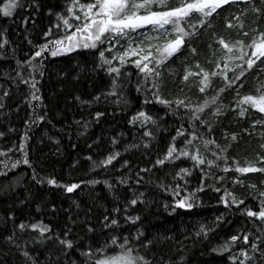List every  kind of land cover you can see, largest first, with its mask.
<instances>
[{
  "label": "trees",
  "instance_id": "1",
  "mask_svg": "<svg viewBox=\"0 0 264 264\" xmlns=\"http://www.w3.org/2000/svg\"><path fill=\"white\" fill-rule=\"evenodd\" d=\"M169 2L170 6H176L179 0ZM3 3L4 0H0V6ZM22 3L23 7L14 10L11 17H4L0 13V33H5V36L0 37V43L4 39L8 41L4 48L0 49V104L3 105L0 107V152H6L8 155L0 156V161H22L26 155L32 166L21 162L17 168L9 171L6 177L0 176V264H25L20 250L4 239L14 230L13 221L8 219L10 213L15 216V224L43 220L51 224L54 230L63 228L66 223H70V219L75 220L77 224L74 232L77 234L82 232L85 227L83 221L88 219L95 225L96 232L88 234L84 242H91L88 237L103 241L104 236L112 232L103 229L101 221L103 215L106 212L112 213L115 207L122 209L119 213L120 228L115 230V234L135 236L137 230L142 231L147 238L157 241L152 248L154 254L167 253L173 260L183 255V264H233L232 257L242 259V241L230 251H212L240 230L255 232L246 216L241 215L235 207L226 209L219 201L222 192L217 193L206 187L205 191L196 194V207L191 210L177 208L172 212V196L158 188L156 183L157 177H165L166 172L176 169L169 165L163 171H156L154 176L152 173L144 174V182L136 183L135 172L139 168L151 167L150 161L166 151L179 121L171 115L166 116V110L161 105H144V97L134 89H125L129 103L126 108L121 106L123 110L115 108L103 99L91 105L82 103L91 101L94 96L107 91L110 86V77L98 66L99 58L95 50L80 49L57 57L45 53L46 59L43 60L41 69L43 75L39 72L32 73L38 91L32 89L29 84L20 82L16 76L17 61L23 65L19 69L23 77L30 79L31 70L23 62L31 58L36 46L46 42L44 33L57 22L55 14L64 11L65 0H34V3L33 0H22ZM236 10V6L219 10V15L211 21L212 27L202 28L195 37L186 38L185 46L164 69V95L167 98L190 96L193 103L203 99L192 79L185 84L181 82V78L185 66H192L197 61L206 70L215 69L218 60L223 66V61L230 54L216 43L218 37H223L230 44L241 39L248 43L251 35L243 37L237 35L236 30L225 27V19L230 18ZM25 17L28 19L25 20ZM195 18L194 15L193 20ZM259 25L261 30H264V19L259 21ZM185 27L187 29L188 26ZM53 38H56L55 29L53 36L47 39ZM191 48L196 49L197 55L191 54ZM209 58L213 61L211 64L207 63ZM132 79L135 82L136 77L133 76ZM260 84H264V74L257 78L255 71L250 72L244 80V87L239 89V97L236 91H226L223 94L222 102L225 107L222 115L211 117L205 112L206 118L214 121L211 135L222 148H226L224 155L227 157V166L231 169L227 173L214 169V173L224 176L225 180L222 184H217L214 179L209 178L206 184L227 187L238 197L244 198L246 205L253 210H257L258 200L252 197L259 191H264V173H237L234 170L236 165L232 162L235 160L242 167L247 166L246 162H251L256 167L264 166L256 163L257 155L264 156V149L260 147L264 144V139L261 138L264 128L252 127L253 121L264 118V114L258 113L249 105H243L247 111L244 116H240L239 109L233 108L235 101L240 97L257 94L255 89ZM222 86L221 79L213 81L214 89ZM181 88L184 89L183 92L180 91ZM33 91L40 97L39 100L32 99ZM4 92L8 95L4 96ZM213 94L214 91L209 93ZM77 97L80 99L77 100ZM141 108L152 114L159 125L155 130L156 138L147 150L142 147L139 125L133 127L128 123L130 116ZM97 111L106 113L99 121L93 119ZM38 116H44V120L38 121ZM84 120L89 121L87 129L82 124L75 123ZM233 134L237 137L235 141L232 140ZM23 137L26 139H22ZM112 137H119V144L115 149L121 152V156L113 165L108 166L107 170L98 168L93 171L92 162H99L113 150ZM133 143L141 144V147L125 152V146ZM177 143L178 146L182 145V141L178 140ZM197 143L200 144L202 154L209 159H215L210 151L204 149L201 142ZM22 144L23 151L20 150ZM89 156L92 161L87 159ZM124 160L129 161V168L121 167ZM220 164L222 169L225 166L224 161L221 160ZM176 165L191 168V161H177ZM2 169L3 165H0V170ZM33 169L38 178L52 177L60 183L79 182L81 179H97L102 182L95 186L82 185L73 193H66L62 188L37 183L33 179ZM129 174L131 178L127 185L115 183L117 177ZM150 177L151 183L148 182ZM198 177L199 172L194 171L188 184L189 192L198 186ZM234 179L242 180L243 184L232 183ZM105 180L115 185L112 190L105 186ZM165 182H170V177L165 178ZM249 185H256V190H252ZM139 193L144 194L140 199L145 203L128 208L127 213L140 216V221L133 225L125 222L123 208L134 194L138 196ZM165 204L169 205L167 209ZM222 214L226 222L215 233L210 234L207 240L193 238V232L200 224L212 225L215 218ZM17 235L21 248L25 246V241H28L27 247L40 264H45L49 251H55L50 242L44 245L33 244L31 240L34 234L26 232ZM186 235L188 240L184 239ZM165 236L183 241V252L170 251L171 243L161 240V237Z\"/></svg>",
  "mask_w": 264,
  "mask_h": 264
},
{
  "label": "snow or ice",
  "instance_id": "2",
  "mask_svg": "<svg viewBox=\"0 0 264 264\" xmlns=\"http://www.w3.org/2000/svg\"><path fill=\"white\" fill-rule=\"evenodd\" d=\"M35 6L38 7V5ZM225 6L229 8L236 6L237 9L230 18L225 19V27L236 30L237 35L243 37L251 35V39L248 43L241 39L230 44L223 37H218L216 43L230 54L223 61V66L219 60L216 61L213 70H206L199 61L192 66H185L181 82L186 84L192 79L197 91L203 96L202 100L193 103L190 96L167 98L164 95L166 88L164 69L185 46L186 38L195 37L202 28L212 27V19L219 15L218 10H223ZM22 7V0H4L3 5L0 6V13L4 17H11L14 10ZM49 14H52L51 10ZM55 15L57 22L44 33L46 42L36 46L31 58L23 62L31 70L30 79L23 77L19 70L23 65L17 61L16 76L20 82L29 84L32 89L38 91L35 76L32 73L39 72L43 75L41 69L43 60L46 59L45 53L51 57H57L80 49L95 50L99 58L98 66L110 77V86L107 91L94 96L91 101L82 103L91 105L103 99L115 108L123 110L129 103L125 89H134L144 97V105H161L166 110V116L171 115L179 121V126L175 128V135L171 137V143L166 151L150 161L151 167L139 168L135 172L136 183L144 182V174L152 173L154 176L156 171H163L169 165L176 169L166 172L165 177H157L158 183H156L158 188L172 196V212H175L177 208L191 210L196 207V194L205 191L206 187L217 193L222 192L219 201L226 209L235 207L241 215L246 216L255 228V232L240 230L223 244L214 247L212 251H230L233 246L242 241L244 247L240 249V257L243 258L232 257L233 264H264V191H259L252 197L258 200V208L253 210L246 205L244 198L238 197L227 187L206 184L209 178L214 179L217 184H222L225 180L224 176L216 175L214 169H220L224 173L231 169L227 166V157L224 155L226 148H222L211 135L214 121L205 116L206 111L211 117L222 115L225 107L222 102L223 94L226 91H236L239 97V89L244 87V80L250 72L255 71L257 78L260 74H264V30H261L259 25V21L264 19V0H179L176 6H170L169 0H65L64 11ZM194 15L195 20H193ZM27 19L28 17H25V20ZM246 22H248L247 30H245ZM185 25L188 26L187 29ZM53 29H55L56 38L47 39L53 36ZM3 36L5 33H0V37ZM7 43V39H4L0 43V49ZM190 52L193 56L197 55L195 48H191ZM37 58H39L38 62ZM212 62L211 58L207 60L209 64ZM133 76L136 77L135 82H133ZM215 79H221L223 86L214 89ZM180 91L183 92L184 89L181 88ZM213 91L215 94L209 95ZM255 91L257 94L244 95L235 101L233 110L238 108L240 116H244L247 111L243 105H249L258 113L264 114V84L258 85ZM7 95L8 93L4 92V96ZM32 99H40L35 91L32 93ZM0 107L3 105L0 104ZM105 114V112L97 111L93 119L99 121ZM37 120H44V116H38ZM75 123L82 124L87 129L89 121ZM128 123L133 127L139 125L142 147L145 150L149 149L151 142L156 138L155 130L159 128L157 119L141 108L130 116ZM257 126L264 128V118L253 121L252 127ZM261 138L264 139V133L261 134ZM236 139V135L233 134L232 140ZM178 140L182 141L181 146H178ZM197 141L201 142L204 149L210 151L215 159H209L202 154ZM111 144L113 150L104 159L92 162L93 171L98 168L107 170L108 166L113 165V162L121 156V152L115 149V146L119 144V137H112ZM89 147L91 148L92 145ZM140 147L141 144L133 143L125 146L124 151L128 152ZM260 147L264 149V144ZM20 150L23 151V144ZM7 155L6 152H0V156ZM87 159L92 161L91 156ZM184 160L191 161V168L177 167L176 162ZM221 160L225 164L222 169ZM21 162L29 167L32 166L26 155L22 161L15 160L10 163L0 161V165H3L0 176L6 177L8 172L17 168ZM232 163L236 165L234 170L237 173H264V166L256 167L251 162H246L247 166L242 167L235 160ZM256 163L264 164V156L257 155ZM121 167L129 168V161L124 160ZM194 171L199 172L198 186L194 191L189 192L188 184ZM169 177L170 182H165V178ZM130 178L131 174L120 176L116 178L115 183L127 185ZM33 179L42 185L46 183L49 186L62 188L66 193H73L82 185L95 186L102 182L97 179H81L79 182L60 183L52 177L38 178L34 169ZM148 182H152L151 177ZM103 183L109 190L115 186L107 180ZM232 183L243 184V181L234 179ZM249 187L256 190L257 186L249 185ZM143 195V193H139L138 196L134 194L133 198L126 202L123 208L125 222L135 225L140 221L139 215L132 216L127 213L128 208L138 203H145L140 199ZM241 205L244 207L241 208ZM168 207L169 205L165 204V208ZM121 211L120 207H115L112 213L106 212L103 215L102 228L112 230L104 236L103 241L88 237L91 242H84L88 234L96 232L95 225L88 219L83 221L85 227L80 234H77L74 232L77 224L75 220L70 219V223H66L63 228L54 230L51 224L43 220L22 221L15 224V216L11 213L8 219L13 221L14 230L4 239L20 250L25 264H40V262L31 254L27 247L28 241H25V246L21 248L20 243L17 242L19 240L17 233L34 234L31 240L33 244L44 245L50 242L54 246L55 251H49L45 264H183V255L173 260L167 253L162 255L152 253V248L157 241L147 238L142 231L137 230L135 236L116 235L115 230L120 228L119 213ZM225 222L222 214L215 218L212 225L200 224L193 232V238L207 240L210 234L215 233ZM184 239L188 240L189 237L186 235ZM161 240L171 243L170 251L183 252L185 248L184 242L174 237L165 236L161 237Z\"/></svg>",
  "mask_w": 264,
  "mask_h": 264
},
{
  "label": "bare ground",
  "instance_id": "3",
  "mask_svg": "<svg viewBox=\"0 0 264 264\" xmlns=\"http://www.w3.org/2000/svg\"><path fill=\"white\" fill-rule=\"evenodd\" d=\"M225 7H227V6H225ZM219 11V10H218Z\"/></svg>",
  "mask_w": 264,
  "mask_h": 264
}]
</instances>
